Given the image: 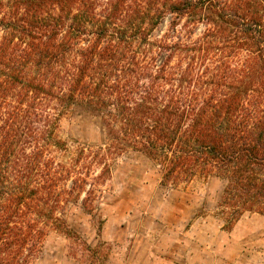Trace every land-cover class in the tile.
I'll return each instance as SVG.
<instances>
[{
	"label": "trees",
	"instance_id": "trees-1",
	"mask_svg": "<svg viewBox=\"0 0 264 264\" xmlns=\"http://www.w3.org/2000/svg\"><path fill=\"white\" fill-rule=\"evenodd\" d=\"M69 115L103 141L69 144ZM129 150L164 185L220 179L224 228L264 215V0H0V264L80 242L68 209Z\"/></svg>",
	"mask_w": 264,
	"mask_h": 264
},
{
	"label": "rangeland",
	"instance_id": "rangeland-1",
	"mask_svg": "<svg viewBox=\"0 0 264 264\" xmlns=\"http://www.w3.org/2000/svg\"><path fill=\"white\" fill-rule=\"evenodd\" d=\"M59 134L69 144L103 141L99 122L80 115L63 118ZM222 188L216 177L164 185L153 163L129 150L111 162L90 213L68 209L80 242L51 230L30 264H264V215L245 213L224 228Z\"/></svg>",
	"mask_w": 264,
	"mask_h": 264
}]
</instances>
